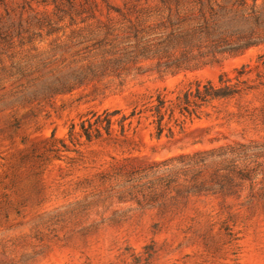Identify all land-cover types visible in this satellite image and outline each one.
Instances as JSON below:
<instances>
[{
    "label": "rangeland",
    "instance_id": "rangeland-1",
    "mask_svg": "<svg viewBox=\"0 0 264 264\" xmlns=\"http://www.w3.org/2000/svg\"><path fill=\"white\" fill-rule=\"evenodd\" d=\"M95 1L102 20L108 15L113 22L121 21L117 12L108 13L103 0ZM55 2L77 9L84 0ZM109 2L132 19L163 7L160 0ZM183 2L188 5V0ZM54 8L52 0H0V32L13 36L10 51L0 52V264H264V156L259 157L262 165L252 188L244 179L235 194L206 191L174 198L181 178L176 188L172 184L163 196L151 197L152 189L128 193L126 182L151 177L147 171L129 179L130 170L181 153L234 142L264 143V87L217 103L208 108L210 116L187 122L172 138L157 139L146 117L133 119L125 142L79 146L67 138L70 124L78 129L80 119L92 110L121 108L128 113L156 90L170 92L194 80H215L222 71L253 63L264 54V45L217 60L204 57L175 73H161L156 58L145 59L130 73L44 93L40 84L69 75L97 57L73 54V31L97 25L96 19L83 21L74 12L75 23L67 16L59 22L60 30L43 31L31 43L19 42V24L44 15L55 21ZM1 44L0 51L5 47ZM48 58L49 65L32 76L10 73L14 60L35 64ZM33 84H38L37 98H30ZM52 133L70 149L60 150V158L49 151ZM207 161L201 165V180H210L214 169Z\"/></svg>",
    "mask_w": 264,
    "mask_h": 264
},
{
    "label": "trees",
    "instance_id": "trees-1",
    "mask_svg": "<svg viewBox=\"0 0 264 264\" xmlns=\"http://www.w3.org/2000/svg\"><path fill=\"white\" fill-rule=\"evenodd\" d=\"M52 1L55 3V21L44 15L36 22H28V25L19 24L16 32L19 42L31 43L41 37L43 31L50 34L60 30L59 22L67 16L75 23L74 12L83 21L96 19L97 25L94 29L73 31V54H86L84 58H87L93 53L97 57L85 66L73 69L69 75L56 77L47 85L40 84L44 93L68 90L76 84L106 75L130 73L145 59L156 58L161 73H175L198 65L204 57L217 60L220 55L241 54L250 47L264 45V0H188V5L183 0H160L163 7L153 12L144 11V15L140 14L135 19L113 6L109 0H103L108 13L114 11L121 16L120 22H113L108 15L102 20L98 16L102 10L95 0H84L77 9L73 4L67 7ZM154 17H157L156 20H151ZM12 37L10 32H0V43L3 41L1 45L5 46L0 52L10 51ZM55 53L56 48L53 56ZM10 56L13 58V53ZM49 59L35 64L14 60L10 73L32 76L45 69ZM261 87H264L263 53L258 54L253 63H243L231 73L220 72L215 80H194L170 92L156 90L128 113L121 108L92 110L80 119L78 129L76 123L70 124L67 138L73 145L79 146L100 140L125 142L133 119L142 117L150 118L157 139L162 136L172 138L177 129L178 132L183 131L187 122L210 116L208 108H216L217 103L237 99ZM33 88L30 98H37L40 95L38 84H33ZM48 142L49 151L54 153L55 158L61 157L58 154L60 150H70L66 140L54 133ZM57 142L64 149L57 148ZM262 156L264 143L258 142H234L208 151L181 153L127 172L129 179L137 173L148 171V176L151 174L148 180H126L128 193L139 191L144 194L145 189H152L151 197H161L172 184L174 187L180 184L178 182L182 178L184 182L182 187H175L174 198L206 191L235 194L244 179L249 180L252 188L262 165L259 161ZM208 158L214 169L210 180H201V165H207ZM162 165L165 169L160 168Z\"/></svg>",
    "mask_w": 264,
    "mask_h": 264
}]
</instances>
